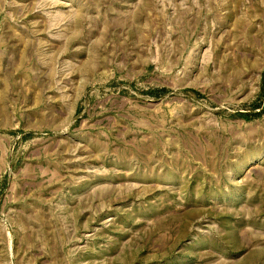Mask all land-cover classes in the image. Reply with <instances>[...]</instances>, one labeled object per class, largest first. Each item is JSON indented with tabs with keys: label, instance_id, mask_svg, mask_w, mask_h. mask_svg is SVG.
<instances>
[{
	"label": "rangeland",
	"instance_id": "rangeland-1",
	"mask_svg": "<svg viewBox=\"0 0 264 264\" xmlns=\"http://www.w3.org/2000/svg\"><path fill=\"white\" fill-rule=\"evenodd\" d=\"M0 264H264V0H0Z\"/></svg>",
	"mask_w": 264,
	"mask_h": 264
}]
</instances>
